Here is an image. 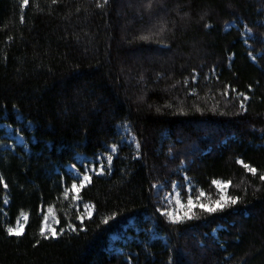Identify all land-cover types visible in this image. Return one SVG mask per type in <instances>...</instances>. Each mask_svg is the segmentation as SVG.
I'll use <instances>...</instances> for the list:
<instances>
[{"label":"trees","instance_id":"16d2710c","mask_svg":"<svg viewBox=\"0 0 264 264\" xmlns=\"http://www.w3.org/2000/svg\"><path fill=\"white\" fill-rule=\"evenodd\" d=\"M0 123V264H264V0H0Z\"/></svg>","mask_w":264,"mask_h":264},{"label":"rangeland","instance_id":"374dc122","mask_svg":"<svg viewBox=\"0 0 264 264\" xmlns=\"http://www.w3.org/2000/svg\"><path fill=\"white\" fill-rule=\"evenodd\" d=\"M234 24H229L227 28L233 26ZM0 130L3 131L2 137L7 138L8 141L4 142L1 141L0 143V150H12V147L15 145H22L24 143V140L22 136L19 133H16L11 127H8L4 125L3 123H0ZM131 140H128L130 142ZM79 162L82 163L81 157L79 158ZM83 172L80 169H76L73 166H68L67 170L70 174H72L78 181L75 183L77 184V187L79 188V184L85 174H87L90 178L93 174L99 172L95 168V166L92 163H86L83 164ZM215 182H221V181H215ZM89 182L85 181L84 184L87 185ZM217 191L220 193V203L222 204L226 200L225 191L227 188V183L221 182L218 186L217 183H214ZM191 186L187 185V196H184L181 194L180 189L178 188L177 184H174L172 188L169 191H166L162 188L161 185L155 187V194L158 197V202L164 205L165 209L163 211L164 214L167 215L169 220L172 221H180L186 217H189L191 212L196 208H201V205L207 206L208 208H217L219 207L216 202L212 201L208 198L206 200L201 199V197H193L191 193ZM81 188H79L80 191ZM71 192L74 196L77 197L78 193L77 191L73 190L71 188ZM223 198V199H222ZM191 201V203H189ZM87 206V207H86ZM87 214L91 213V206L85 205L83 208ZM19 221V223H18ZM16 222V224L9 228H18L20 224H25V220L23 219V216L20 217V219ZM55 225L56 221L51 215L50 212L45 215L42 231L47 236H53V231H55ZM24 228V227H23Z\"/></svg>","mask_w":264,"mask_h":264},{"label":"snow or ice","instance_id":"6c2138e0","mask_svg":"<svg viewBox=\"0 0 264 264\" xmlns=\"http://www.w3.org/2000/svg\"><path fill=\"white\" fill-rule=\"evenodd\" d=\"M28 2H29V0H23V3H24L25 5H27ZM53 2H56V0H53ZM245 99H247V97H245ZM242 106H243V105H242ZM108 160H109V162L111 161V156L108 157ZM241 163H242V162H241ZM244 167H245L246 169H248L250 172H252L253 174H255L256 171H257V170L254 169V168H249V166H248L247 164H245ZM260 179H261V180H264V175L260 176ZM85 181L90 182V177H89L87 174H85V175L83 176V178H82V180H81V182H80V184H79V188H83V187L85 186V184H84ZM0 182H2V181H0ZM214 183H217L218 186H219L221 182H215V181H214ZM79 188L77 187V184H75V183L72 185V189L75 190V191H77V192H79ZM200 195H204V193H200ZM222 199H223V198H222ZM189 203H191V201H189ZM231 203H232V204H235V203H236V200H235V199H231ZM216 204H217L219 207H223V205H221L220 201H217ZM86 207H87V206H86ZM201 207L204 208L205 211H210V212H211V211H216L215 208H208L207 206H204V205H201ZM21 215L23 216V219L26 221V220H27V215H26V214H23V213H22ZM110 219H112V218L109 217V218L105 219V220L102 221V222H103V223H108V221H109ZM18 223H19V221H18ZM23 227H24V225H23V224H20L18 228H8V229H7V232H8V234H9L10 236H17V237H19L20 235L23 234ZM41 234L43 235V232H42ZM55 235H56V233H55V231H53V236H55ZM47 238H48V237L45 236V239H47Z\"/></svg>","mask_w":264,"mask_h":264}]
</instances>
